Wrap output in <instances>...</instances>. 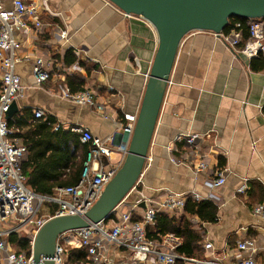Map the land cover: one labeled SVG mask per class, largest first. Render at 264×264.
<instances>
[{
	"label": "crops",
	"instance_id": "0c3cea01",
	"mask_svg": "<svg viewBox=\"0 0 264 264\" xmlns=\"http://www.w3.org/2000/svg\"><path fill=\"white\" fill-rule=\"evenodd\" d=\"M12 1L0 0L6 8L12 7ZM48 8L51 12L41 16L47 24L44 32L33 39L20 37L24 39L21 53L45 57L51 63L52 76L38 84L31 60L17 64L23 90L11 118H21L24 123L13 125L14 132L36 136V122L53 117L52 129L57 122L63 123L65 130L82 125L95 135L113 136L115 145L127 144L121 123L124 113L138 114L146 74L158 46L155 27L142 16L126 14L109 0H49ZM240 22L244 40L247 25L245 20ZM59 28L68 30L67 40L57 35ZM75 49L81 51L80 56L75 55ZM63 84L73 91L92 89L109 118L94 107L63 99ZM35 108L44 110L46 119L35 118ZM185 132L201 135L198 143L206 154L207 171L196 173L193 149L184 140H175ZM79 154H83V147ZM113 158L119 162L120 152ZM223 168L225 184L208 188L205 182ZM138 188L151 196L158 190L196 193L200 200L216 204L215 221H202L184 209L177 214L165 213L188 218L202 235L194 249L196 258L213 254L233 260L237 241L244 237H255L264 247V220L252 211L255 204L264 203V56L248 58L234 52L210 31L196 30L184 36ZM207 242L212 248L204 247ZM75 252L71 260L78 258L80 250ZM111 256L118 254L112 252ZM256 256L258 263L264 264V249ZM177 264L185 262L178 260Z\"/></svg>",
	"mask_w": 264,
	"mask_h": 264
},
{
	"label": "built area",
	"instance_id": "2783aa9c",
	"mask_svg": "<svg viewBox=\"0 0 264 264\" xmlns=\"http://www.w3.org/2000/svg\"><path fill=\"white\" fill-rule=\"evenodd\" d=\"M48 2L13 0L11 8H6L0 2V264H34V237L48 219L62 214H81L94 205L126 156L138 115H123L124 123H121V127L128 136L127 144L115 145L113 136L102 137L93 134L85 126H71L70 130L79 134L80 141L89 144L84 168L77 183L56 187L52 194L36 193L26 185L22 163L27 156V146L21 138L13 136L14 130L8 123L6 112L13 102L22 98L21 76L16 71L19 62L31 60L32 74L38 84L52 76L51 63L45 57L21 53L24 39L20 37L23 35L27 40L31 36L33 39L44 32L47 24L41 16L51 12ZM245 22L248 36L244 40L240 21H236L230 29L214 34L234 52L248 58L264 56V17L247 18ZM56 33L61 39H68L66 28H59ZM74 53L76 56L81 55L79 49H75ZM77 66L74 64V67ZM61 97L94 107L104 118H109L105 105L95 98V92L90 88L73 91L69 85L63 84ZM33 116L46 119L44 110L40 108L34 109ZM63 125L57 122L53 129L58 130ZM200 137V134L192 132L179 133L175 137L176 141L184 140L193 149V169L196 173L205 172L209 168L206 154L201 151L198 143ZM116 152L121 154L119 162L113 158ZM172 161L179 162L175 158ZM138 182L108 219L62 232L57 238L52 258L54 264H177L178 260L185 264H259L256 255L264 247L259 245L255 237L239 239L235 249L237 256L230 261L213 254L203 258L184 256L177 250L182 238L174 233L151 238L148 231L155 226L158 214L180 213L188 197L200 199L196 193L184 194L169 190H158L156 195L151 196L139 190ZM225 182L226 169L223 168L217 170L214 177L205 184L210 189H216ZM252 211L264 220V203L255 204ZM11 234H23L29 238L30 250L16 249L9 241ZM204 247L210 249L212 244L207 242ZM72 250H83L84 257L71 260ZM112 252L118 256L112 257ZM43 261L41 257L40 263Z\"/></svg>",
	"mask_w": 264,
	"mask_h": 264
},
{
	"label": "water",
	"instance_id": "95a60500",
	"mask_svg": "<svg viewBox=\"0 0 264 264\" xmlns=\"http://www.w3.org/2000/svg\"><path fill=\"white\" fill-rule=\"evenodd\" d=\"M125 13L139 15L155 27L158 46L152 61L137 120L122 164L98 200L84 213L56 215L38 230L33 241V262L54 264L58 236L108 219L139 181L174 65L180 42L191 31H224L231 18L264 17V0H109ZM18 110L13 102L10 119Z\"/></svg>",
	"mask_w": 264,
	"mask_h": 264
},
{
	"label": "trees",
	"instance_id": "16d2710c",
	"mask_svg": "<svg viewBox=\"0 0 264 264\" xmlns=\"http://www.w3.org/2000/svg\"><path fill=\"white\" fill-rule=\"evenodd\" d=\"M238 20L243 21L245 19L231 18L225 30H228ZM25 112L29 114L31 110L25 109ZM54 120L53 117H48L44 122L37 121L36 136L28 132H13V136L23 138L28 150L26 159L22 163L26 185L40 194H52L56 187L77 183L89 150V144H82L79 134L63 128L53 130L51 125ZM8 123L10 127L13 125L22 126L24 121L14 117L9 119ZM81 147H83V154L78 156L77 151ZM50 179H54V182L49 183ZM184 210L188 215H196L202 221H215L217 219V206L209 200H196L188 197ZM167 233H174L183 238L181 245L177 247L180 254L194 257V249L198 246V241L201 240L202 235L193 229L188 218L178 219L165 213L158 214L156 224L152 230L148 231V235L154 238ZM9 241L18 249L30 250L29 238L27 237L11 234ZM74 254L76 255V252L72 250L70 256L73 257ZM77 256L84 257V251L80 250Z\"/></svg>",
	"mask_w": 264,
	"mask_h": 264
},
{
	"label": "rangeland",
	"instance_id": "374dc122",
	"mask_svg": "<svg viewBox=\"0 0 264 264\" xmlns=\"http://www.w3.org/2000/svg\"><path fill=\"white\" fill-rule=\"evenodd\" d=\"M130 197H131V196H130ZM128 200H130V198H128ZM21 236H22V237H24V235H23V234H22ZM21 236H20V237H21ZM14 247H15L16 249H18L16 246H14Z\"/></svg>",
	"mask_w": 264,
	"mask_h": 264
}]
</instances>
